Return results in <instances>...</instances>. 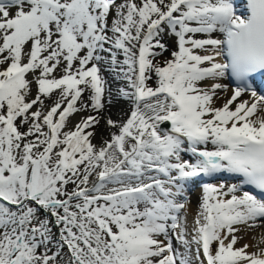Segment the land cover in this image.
<instances>
[{"label":"snow or ice","instance_id":"1","mask_svg":"<svg viewBox=\"0 0 264 264\" xmlns=\"http://www.w3.org/2000/svg\"><path fill=\"white\" fill-rule=\"evenodd\" d=\"M258 77L264 0H0V264H264Z\"/></svg>","mask_w":264,"mask_h":264},{"label":"bare ground","instance_id":"2","mask_svg":"<svg viewBox=\"0 0 264 264\" xmlns=\"http://www.w3.org/2000/svg\"><path fill=\"white\" fill-rule=\"evenodd\" d=\"M214 183H220V182H224V183H231L233 182L232 180H219V181H212ZM198 195V196H197ZM201 195V187H200V190H196L194 192H192V213L195 214V211H196V205L198 203V199H199V196ZM253 235H259V233H253V232H249L247 235L244 236V239H242L240 242H239V245L238 246H242L244 243H248V244H254L255 241L252 240V236ZM250 251L252 250L251 248L249 249Z\"/></svg>","mask_w":264,"mask_h":264}]
</instances>
